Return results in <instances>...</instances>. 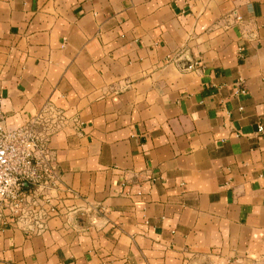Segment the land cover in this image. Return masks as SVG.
I'll use <instances>...</instances> for the list:
<instances>
[{
  "label": "crops",
  "instance_id": "1",
  "mask_svg": "<svg viewBox=\"0 0 264 264\" xmlns=\"http://www.w3.org/2000/svg\"><path fill=\"white\" fill-rule=\"evenodd\" d=\"M0 99L66 117L0 264H264V0H0Z\"/></svg>",
  "mask_w": 264,
  "mask_h": 264
},
{
  "label": "built area",
  "instance_id": "2",
  "mask_svg": "<svg viewBox=\"0 0 264 264\" xmlns=\"http://www.w3.org/2000/svg\"><path fill=\"white\" fill-rule=\"evenodd\" d=\"M4 121L0 99V225L41 233L61 211V172L50 142L66 117L48 104L20 126Z\"/></svg>",
  "mask_w": 264,
  "mask_h": 264
}]
</instances>
